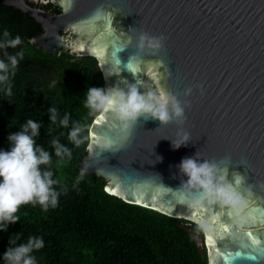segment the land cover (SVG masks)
I'll return each instance as SVG.
<instances>
[{"label":"water","instance_id":"obj_1","mask_svg":"<svg viewBox=\"0 0 264 264\" xmlns=\"http://www.w3.org/2000/svg\"><path fill=\"white\" fill-rule=\"evenodd\" d=\"M55 3L0 7L43 28L46 54L98 59L107 100L82 169L200 226L208 264H264V0Z\"/></svg>","mask_w":264,"mask_h":264},{"label":"trees","instance_id":"obj_2","mask_svg":"<svg viewBox=\"0 0 264 264\" xmlns=\"http://www.w3.org/2000/svg\"><path fill=\"white\" fill-rule=\"evenodd\" d=\"M41 32L0 7V264H208L200 226L82 169L105 77L94 56L34 47Z\"/></svg>","mask_w":264,"mask_h":264},{"label":"flooded vegetation","instance_id":"obj_3","mask_svg":"<svg viewBox=\"0 0 264 264\" xmlns=\"http://www.w3.org/2000/svg\"><path fill=\"white\" fill-rule=\"evenodd\" d=\"M29 4L36 9H41L43 11H50L53 15H62V13H63V9L57 3H55V0H29ZM51 4H53L54 6H56L58 8H56V7L46 8V6H49ZM56 9L60 10L61 12H57ZM120 25H121V21L117 20L116 26L119 28ZM42 34H44V30H43V32H41L40 35H42ZM68 38L72 41L77 40L78 36H77L76 31L71 32V34L68 35Z\"/></svg>","mask_w":264,"mask_h":264}]
</instances>
